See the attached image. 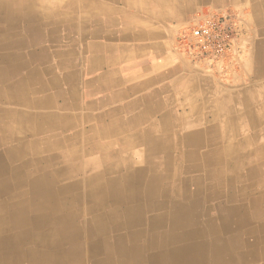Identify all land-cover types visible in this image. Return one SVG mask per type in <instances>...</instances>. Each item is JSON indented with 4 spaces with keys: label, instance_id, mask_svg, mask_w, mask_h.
<instances>
[{
    "label": "crops",
    "instance_id": "crops-1",
    "mask_svg": "<svg viewBox=\"0 0 264 264\" xmlns=\"http://www.w3.org/2000/svg\"><path fill=\"white\" fill-rule=\"evenodd\" d=\"M38 2L23 8V20L0 19L8 35L0 38V68L8 76L1 87L10 93L20 84L21 92L5 108L31 130L24 141L32 148L42 126L48 131L40 138L61 141V149L31 152L72 151L84 167L94 156L101 164L115 155V167L119 158L144 167L153 141L164 155L209 148L242 155L247 163L234 172L243 197L226 204L247 211L224 212L243 222L232 235L240 245L229 252L231 264H264V0ZM214 14L229 15L240 34L232 51L209 65L195 61L178 36ZM27 15L37 17L33 27ZM193 133L199 139L183 149Z\"/></svg>",
    "mask_w": 264,
    "mask_h": 264
},
{
    "label": "bare ground",
    "instance_id": "bare-ground-1",
    "mask_svg": "<svg viewBox=\"0 0 264 264\" xmlns=\"http://www.w3.org/2000/svg\"><path fill=\"white\" fill-rule=\"evenodd\" d=\"M38 3L0 0V19L23 20V8ZM36 18L27 15L25 22L33 27ZM7 36L0 28V38ZM3 71L0 264H231L229 252L240 245L233 246L232 235L243 222L226 218L224 212L235 217L247 211V205L226 204L243 197L234 170L244 167L247 158H227L221 148L164 155L158 152L160 141H151L144 167L120 158L121 167H115L116 155L102 158L101 164L94 156L86 167L72 151L37 156L31 150L61 149V141L40 138L48 131L44 126L35 148L24 141V133L31 130L14 123L5 108L8 99L20 100V84L6 93L1 85L8 76ZM197 136H187L183 149ZM168 147L177 148L176 143Z\"/></svg>",
    "mask_w": 264,
    "mask_h": 264
},
{
    "label": "built area",
    "instance_id": "built-area-1",
    "mask_svg": "<svg viewBox=\"0 0 264 264\" xmlns=\"http://www.w3.org/2000/svg\"><path fill=\"white\" fill-rule=\"evenodd\" d=\"M239 34L229 15L214 14L193 24L178 39L195 61L213 65L232 51Z\"/></svg>",
    "mask_w": 264,
    "mask_h": 264
}]
</instances>
